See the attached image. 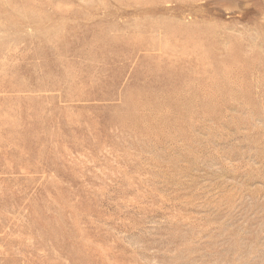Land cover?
I'll list each match as a JSON object with an SVG mask.
<instances>
[{"label": "rangeland", "instance_id": "obj_1", "mask_svg": "<svg viewBox=\"0 0 264 264\" xmlns=\"http://www.w3.org/2000/svg\"><path fill=\"white\" fill-rule=\"evenodd\" d=\"M0 264H264V0H0Z\"/></svg>", "mask_w": 264, "mask_h": 264}]
</instances>
